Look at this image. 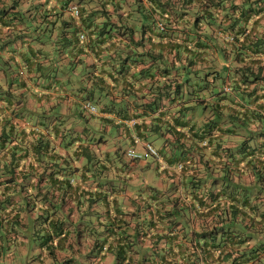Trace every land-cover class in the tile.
I'll list each match as a JSON object with an SVG mask.
<instances>
[{"label": "trees", "instance_id": "obj_1", "mask_svg": "<svg viewBox=\"0 0 264 264\" xmlns=\"http://www.w3.org/2000/svg\"><path fill=\"white\" fill-rule=\"evenodd\" d=\"M70 1L66 0V4ZM82 1L76 0L75 5L78 17L86 22L90 41L107 43L111 47L122 42L120 36L127 35L128 50L138 46L154 48L158 50V57L154 59L166 60L165 64L160 63L155 68L152 64L139 65L138 73L134 74L137 77H134L128 74L135 63L133 56L136 54H127L124 58L126 69L123 64L121 69L124 76L121 80L119 77H109L108 84L111 87L122 84L121 92L132 90L137 94H149L153 100H162L161 106L151 108L157 111L155 120H138L133 127L127 126L126 120L141 115L129 114L118 120L117 124L128 132L131 148L137 145L133 134L143 139V135L135 130L145 124L150 127L149 131L165 136V146L171 143L172 148L179 150L178 156L184 154L186 145L193 149L195 154L189 152L174 163L166 159L161 149H157L160 157L168 161V167L161 168L162 172L167 171L166 175L173 181L167 192H180L182 176L193 177L202 164L208 172L213 167L227 171V163L235 161L238 173L242 171L240 164L244 162V169L250 170L253 177L248 184L238 181L234 185V189L243 190L246 196H211V191H202L203 194L197 196L195 190L200 188V184L191 178L189 187L194 195L190 196L191 203L181 204L179 196L171 198L172 208L165 210L161 216L162 220L168 218L167 223L158 218L155 220L152 215L138 219L137 226L154 227L161 223L167 229L150 240L154 241L153 245L160 241L164 243L157 253L152 251L159 261L156 264H264V237L260 243L248 246V242L259 235L250 231L253 221L254 224L264 223V149L260 143H248L249 139L255 137L252 134L256 133L248 128L251 122L256 118L264 119V30L259 36L255 31L259 21L264 18V0H241L240 3H235V0H96L101 3V8L94 7L90 13L80 6ZM18 2L0 0V34L6 20L17 16L18 10L14 5ZM252 18L251 25H248ZM68 23L71 25H61L63 33L61 31L62 34L55 39L51 35L52 24L43 28L52 47L55 48L56 44L60 46L55 48L57 53L77 47L79 27L73 17ZM37 27L41 26L33 27V30ZM134 34H139L137 40L130 38ZM5 45L10 46L12 53L3 62L6 69L22 79L26 78L22 69L27 74L28 65L20 64L23 58L18 56L19 48L17 50L13 42ZM208 49L217 51L219 62L208 57ZM167 72L172 75L168 77L171 73ZM229 72L232 79L227 78ZM179 73H182L181 79ZM163 77L166 79L164 85L161 83ZM209 78L218 82L217 90L214 88L216 95L222 99L230 97L233 101L237 98V107L211 105L207 120H198L197 116L194 119L185 117L184 111L188 113L203 102L201 96L208 87ZM7 82L5 89L0 86V196H8L4 199L7 204L14 200L12 196H22L21 204L27 209L22 217L17 214L10 221L3 213L0 214V260L6 257V264H22L23 261V264H83L79 258L69 255L74 252V246L68 238L75 234L78 241L82 217L93 205H101L105 209L106 221L102 224L106 230L102 233L111 234L128 223L125 214L114 212L117 196L113 194L130 179L123 177V172H129L126 170L129 162L141 161L129 159L123 151L125 164H117L115 158L121 147L113 152L108 149L102 151L100 144L103 136L99 135V130H93L94 134L92 128L84 125L87 132L77 134L76 126L68 124L67 117L58 112L49 116L55 106L49 107L48 111L43 108L38 112L25 104L20 106L21 95L15 91L24 84H20L12 74L8 75ZM14 85L16 87L11 89ZM183 85L186 86L184 89ZM183 97L187 99L186 102L194 101V105L180 102ZM85 101L89 100H83L76 108H79L81 117L85 116L82 112ZM166 102L177 106L171 119L164 118ZM245 105H252V108L244 109ZM206 108L203 107V110ZM128 111L132 112V109ZM248 117L252 118L250 122L247 121ZM27 123L29 126H25ZM237 134L249 136L242 138L238 147L231 151L221 139ZM201 141H205V144L202 145ZM154 160L158 162L156 158ZM113 163L121 173L117 174ZM178 163L182 167L177 171ZM109 171L119 176H115L116 179L109 176L100 179L103 173ZM77 172L78 181L75 183L71 179ZM236 177L241 179L240 175L236 174ZM90 178L95 185L89 187L87 182ZM229 185L226 183V188ZM148 191L152 201L162 194L156 187H149ZM205 193L207 196H204ZM56 196L58 208L52 204ZM67 196H73L69 201L74 203L73 210L80 212L75 221L72 220L71 206L64 208ZM78 196L86 201L87 209L82 210ZM15 201L18 203L19 200ZM147 201L142 202L143 207L150 209ZM90 232L88 237H94V232ZM261 235H264V229ZM124 245L115 244V264H123L125 260L127 250ZM107 246L105 239L97 236L87 255L96 257L97 264H105L99 254L106 251ZM171 254L181 256V262L169 263L165 257ZM139 264L146 262L140 261Z\"/></svg>", "mask_w": 264, "mask_h": 264}, {"label": "crops", "instance_id": "obj_2", "mask_svg": "<svg viewBox=\"0 0 264 264\" xmlns=\"http://www.w3.org/2000/svg\"><path fill=\"white\" fill-rule=\"evenodd\" d=\"M241 0H235V3H240ZM83 3L80 4L81 7L85 8L86 13H90L94 7L101 8V3L96 0H83ZM66 0H19L18 4H15V10H18L17 16L15 18H11L10 20H6L7 23L2 25V32L0 34V86L5 89L7 87V78L9 74H15L11 70H7L6 65L3 63L7 60L8 57L12 55L9 49L10 46L5 45L7 42L15 43L17 45L18 53H14V55H18L21 59L20 64L27 63V74H25V69H22L24 75L27 77L22 79L19 76L17 77L20 84H24V87L18 88L17 93H20V106L25 104L27 108L31 110H35L36 112L40 111V109H47L49 107L55 106L54 108L57 110L58 114H61L64 117L68 118V124H74L76 126L75 132L77 134H85L87 131L83 128V126H87L92 128V131L95 134V131L99 132V135L103 136V141L100 144H105L106 138L104 135L106 133H110L113 131L116 133L118 140L121 141L122 144L126 145L127 148L131 145V139L128 135L126 129H122L120 125L117 124L118 120L121 118L128 117L129 114H138L141 117L135 118L136 121L144 120L149 122L150 120H155L154 116L157 115V111L154 112L151 108H155L157 105H162V100L152 98L149 94H137L136 92H121V82L120 86L111 87L108 84L109 77H119L121 80L124 76V70H121L124 66V58L127 54L133 56L134 65L129 71L128 76L133 75L134 77L139 70V65H150L152 64L153 68L158 66L160 63L163 65L166 63V60H158L154 59V57H158V50L154 48H148L146 46H138L133 50H128L126 46H128V38L127 35L120 36L122 39L121 43H117L115 46L108 47L107 43H94L90 41L88 38L90 37L86 22L82 20V18L78 16H74L73 12L70 10L71 6H76V0H71L68 4H66ZM109 8V7H108ZM91 9V10H90ZM111 10V9H110ZM112 14V13H111ZM73 17L76 21V24L79 27L77 32V36L79 33L84 32L86 38L84 40L78 41L77 47L73 50H68L65 52L57 53L55 48L60 46H53L49 40H47V33L44 32L43 28L46 25L53 26V37L55 36L54 31L59 30V34L63 33V28L61 30V25L70 26L68 23L69 19ZM254 18L250 19L248 25H251ZM111 22H113V17L111 18ZM29 26V28H28ZM37 27V29L33 30V27ZM264 30V18L259 21V26L256 27L257 35ZM62 31V33H61ZM68 35V34H67ZM38 37V38H37ZM130 38L138 39L139 34H134ZM5 45V46H4ZM208 53V57L214 59L216 62H219L217 59V51L215 49L206 50ZM166 58V57H165ZM212 60V63H214ZM39 64V65H38ZM123 64V66H122ZM21 65H18L21 66ZM17 67V68H18ZM126 69V68H125ZM120 72V73H119ZM112 73V74H111ZM171 73V72H167ZM135 74V75H134ZM180 74V73H179ZM182 74V73H181ZM180 74V79L181 75ZM168 74V77L171 76ZM232 73H228V79H232ZM167 78V77H166ZM124 79V78H123ZM168 79V78H167ZM229 81V80H228ZM166 79L163 77L161 83L164 85ZM209 84L206 89L203 91L201 97H203V102L200 103V106H197L195 109L186 113L185 117H192V119L196 118L198 120H207L208 109L211 105L222 106L224 108H235L237 104L232 100V98L228 97L222 99L220 95H216L214 88H217L218 82H214L212 78L208 80ZM216 84V86H215ZM214 86V87H213ZM16 85L11 87V89L15 88ZM186 86H182L184 89ZM135 88V87H134ZM217 90V89H216ZM124 91V90H123ZM206 92V93H204ZM217 92V91H216ZM35 97V99L33 98ZM88 99L90 103L96 106L97 112L93 115L81 117L78 113V109L76 107H80L83 100ZM17 100V99H16ZM19 100V98H18ZM187 100L183 97V100L180 102H184L185 105H194V101L186 102ZM63 104L61 109H57V107ZM71 106V107H70ZM72 106H75L72 108ZM207 107L203 110V107ZM131 108L132 112L128 111ZM165 111L164 118L171 119L172 113L177 109V106H173L170 103L166 102L163 107ZM252 105H245L244 109H251ZM54 111V110H53ZM214 112V111H212ZM4 113H8L4 111ZM200 114V115H198ZM205 115V116H203ZM250 117V116H249ZM248 117V122L252 120V118ZM93 119H96L97 122L93 123ZM77 122V123H75ZM86 122V123H84ZM237 122V121H236ZM129 128V127H128ZM250 128L253 133L252 136L258 139H249L248 143L250 145L254 143L262 144V148L264 149V119L256 118L251 122ZM150 127L147 125H141L136 128L135 131H139L142 134V138L139 140L142 142L148 140L150 135H154L155 133L149 131ZM95 130V131H93ZM98 134V133H97ZM239 135V136H238ZM249 135H232V136H223L221 141L223 144L234 151L238 147V143L242 140L243 137L248 138ZM135 143V142H134ZM145 143V141L143 142ZM138 143L134 145V148L138 151L143 149L142 144ZM186 143L190 144L189 141ZM117 144V143H115ZM114 144V145H115ZM136 144V143H135ZM199 144V143H198ZM121 146L115 145L114 148L111 146L108 147V150L111 152L114 149H119ZM102 151L104 150L101 146ZM106 150V149H105ZM189 150V151H188ZM161 151L166 155V159L169 162H175L180 158L184 157L185 154L193 152L191 147L184 148V154L179 155V150H175L172 148V144H168L161 148ZM196 152V151H195ZM195 154V153H194ZM209 156V154H207ZM162 159V162H157L160 164V169L158 173L165 176V181L160 182L158 184V189L162 191V194L157 195V200H153L150 198L152 196L150 192L144 191L145 189H149V187L144 186L143 188L137 187L136 183L130 179L127 180L126 184L122 187L120 186L119 191H116L114 196H117V202L115 203L114 212H121L125 214L127 224L122 226L121 228H116L113 233L106 232V234L102 233L103 230H106V227L102 224L106 221L105 217V209L101 205H93L91 209H88L85 212V215L82 217L83 221L79 226L81 230L80 238L77 239L75 234H72L70 238H68L69 243L74 246V252H71L69 255L74 258H79L80 262L83 264H97L98 259L93 257L92 255H87L90 248L93 246V242L97 238V236L102 239H105L106 244H108V249L106 251H100L99 256L104 259L105 264H115L116 260V252H115V244H125L127 253L125 256V260H123V264H139L141 262H146V264L158 263V259L152 251L156 252L159 248L164 246L162 241L153 245L154 241H150L153 236H158L167 229H165L164 225L161 223L155 224L154 227L149 226H137V220H142L148 215H152L155 217V220L158 218L161 222H168V218L161 219L162 213L165 210H169L172 208L171 198H176L179 196L180 203L189 204L190 196H194L191 193V188L189 185V180L192 178L195 182L198 181L200 184V188L197 191V196H201L202 191H211V196H246L243 190L234 189V185L238 181H243L245 184H248L252 181L250 176V170L247 171L244 169V162L240 164L242 167V171L236 172L235 161L232 163H227L226 169L227 171H221L213 167L209 172L206 171L204 165L202 164V168L197 171V174L190 176H182L180 186V192H167V189L172 184V179L166 175L167 171L162 172V165L165 164L168 167V161ZM134 162H129L128 166H126V170H132V166L135 165ZM110 165V164H108ZM173 167L175 164L172 165ZM114 169H118V166L113 163ZM166 167V168H167ZM171 169V166H170ZM225 169V170H226ZM117 174L121 173L117 171ZM224 173V177H223ZM114 175L113 173L105 172L100 176L104 178L105 176L114 177L119 175ZM188 174V173H187ZM240 175V178L236 177ZM79 172L75 173V177L71 179L72 182L78 181ZM189 175V174H188ZM90 178L87 182V186H94L95 182ZM116 181V180H115ZM225 181V182H224ZM117 183V182H116ZM226 183H229V187L226 188ZM118 185V184H116ZM190 188V189H189ZM2 187H0V190ZM207 196V193L204 194ZM209 196V192H208ZM253 196V195H252ZM263 196V195H260ZM14 200H11L9 204L4 202V199L8 198V196H0V214L3 213L7 220H12L14 216L19 215L22 217L26 212L27 207H25L22 203V196H12ZM73 196H67V205L64 208H69L71 206L72 210V220L75 221L78 218V210H73L74 203L73 201H69V198L72 199ZM168 198V201H167ZM19 200L16 203L15 200ZM23 199V198H22ZM55 201L52 203L57 206V196L54 199ZM78 203L82 205V210L86 208V201L80 199V196L77 197ZM148 200L147 202L151 206L150 209L144 208L142 202ZM150 201V202H149ZM157 209V210H156ZM56 210V209H54ZM66 211V210H64ZM67 212V211H66ZM71 212V211H70ZM97 212H99L97 214ZM80 213V212H79ZM176 217H172L175 219ZM6 221V220H5ZM203 221V220H201ZM246 223V222H245ZM243 223V225L245 224ZM189 224V220H188ZM237 225V223H234ZM190 225V224H189ZM196 228L198 227V222L195 224ZM73 228L72 226H70ZM232 227V226H231ZM237 227V226H236ZM264 229V223L253 224L250 227V231L258 232V237L250 240L248 242V246H252L254 244L260 243L264 235H261V231ZM90 230L94 232V237H88L91 233ZM90 232V233H89ZM102 233V234H100ZM142 234V235H141ZM138 235V236H137ZM118 242V243H117ZM110 244L112 246L109 248ZM245 246V245H244ZM242 246L241 248H243ZM264 254V253H263ZM159 256V255H157ZM144 257V259H142ZM166 260L169 263L173 262H181V256H173L166 255ZM127 262V263H126Z\"/></svg>", "mask_w": 264, "mask_h": 264}, {"label": "rangeland", "instance_id": "obj_3", "mask_svg": "<svg viewBox=\"0 0 264 264\" xmlns=\"http://www.w3.org/2000/svg\"><path fill=\"white\" fill-rule=\"evenodd\" d=\"M54 34H55V36L53 39H55L56 36L59 37L60 36L59 30L57 29L56 31H54ZM223 71L224 70H220V72H223ZM13 76L18 77V75H16V73L13 74ZM215 90H216V88H215ZM204 93H206V92H204ZM62 107H65V106H63V104H60V106L57 107V109H61ZM74 107L75 106H72V108H74ZM55 112H57L56 109H54V111L49 113V116L51 114H54ZM82 112L85 116L90 117V115L85 110ZM92 122L96 123L97 120L93 119ZM25 126H29V124L27 123ZM104 137L106 138V140H105L106 142H105V144L101 145L104 150L108 149L109 146H111V148H114L115 145L121 146L119 155H118V157L115 158V160H116L117 164L124 165L126 157L123 155V151H125L127 149V146L122 144L121 141L118 140L119 137L117 138L116 133H114L113 131H111L110 133H106L104 135ZM237 138H243V137H237ZM145 142L151 143L152 146L156 149H161V148L165 147V136H163V135L161 136L160 134L150 135L148 140H145ZM115 143H117V144H115ZM161 160H162V158H161ZM138 161H141V163H136L135 165H133L132 170H130L128 172V174H127V172H123L124 173L123 177L125 179L131 177L132 180L136 183L137 187L139 186V188H143L144 186L158 187V184L160 182L165 181V176L161 175V173H158V171L160 169V164H158L156 162V160H154V157L148 156L146 159H142V160H138ZM147 190L148 189H145L144 191H147ZM11 252H13V248H11ZM2 261H4V262H2ZM23 262H22V264H23ZM0 264H6V257H2V259L0 260Z\"/></svg>", "mask_w": 264, "mask_h": 264}, {"label": "built area", "instance_id": "obj_4", "mask_svg": "<svg viewBox=\"0 0 264 264\" xmlns=\"http://www.w3.org/2000/svg\"><path fill=\"white\" fill-rule=\"evenodd\" d=\"M70 10L73 12L74 16H78V8L76 6H71ZM159 25H161V24H159ZM78 37L80 40H84L86 38V35L84 32H81V33H79ZM225 90H228V87H225ZM82 106L89 113L95 114L97 112L95 105H93L89 101L83 102ZM135 123H136L135 118H131L129 120H126V124L129 127H133ZM133 136H134V142L136 144L143 143L139 140V138L135 134H133ZM201 144L204 145L205 141H201ZM142 147H143V149L141 151H138L135 148H128L126 150L125 154L129 159H132V160L146 159L148 156H151V157L156 158L160 163L162 162L158 150L156 148H154L151 143L145 142L142 144ZM166 167L167 166L165 164L162 165V168H166ZM181 167H182V164L178 163L176 165L177 171L180 170Z\"/></svg>", "mask_w": 264, "mask_h": 264}, {"label": "clouds", "instance_id": "obj_5", "mask_svg": "<svg viewBox=\"0 0 264 264\" xmlns=\"http://www.w3.org/2000/svg\"><path fill=\"white\" fill-rule=\"evenodd\" d=\"M129 148H131V147H129ZM127 149H128V148H127ZM127 149H126V150H127ZM126 150H125V152H126Z\"/></svg>", "mask_w": 264, "mask_h": 264}]
</instances>
